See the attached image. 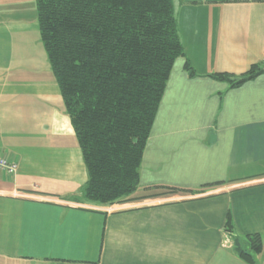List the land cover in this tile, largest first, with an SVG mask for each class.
Returning a JSON list of instances; mask_svg holds the SVG:
<instances>
[{"label": "crops", "instance_id": "obj_1", "mask_svg": "<svg viewBox=\"0 0 264 264\" xmlns=\"http://www.w3.org/2000/svg\"><path fill=\"white\" fill-rule=\"evenodd\" d=\"M173 7L184 54L142 156V198L99 206L80 199L87 173L34 0H0V156L18 166L0 172V264H264V73L235 87L212 77L264 66V0ZM164 189L176 192L143 198Z\"/></svg>", "mask_w": 264, "mask_h": 264}, {"label": "trees", "instance_id": "obj_2", "mask_svg": "<svg viewBox=\"0 0 264 264\" xmlns=\"http://www.w3.org/2000/svg\"><path fill=\"white\" fill-rule=\"evenodd\" d=\"M173 2L34 0L40 41L87 173L83 202L111 206L142 198H132L142 156L174 62L184 54ZM262 73L256 64L236 77H212L235 87ZM164 190L143 198L176 192ZM246 242L252 253L261 251L260 235ZM234 250L251 260L237 239Z\"/></svg>", "mask_w": 264, "mask_h": 264}, {"label": "built area", "instance_id": "obj_3", "mask_svg": "<svg viewBox=\"0 0 264 264\" xmlns=\"http://www.w3.org/2000/svg\"><path fill=\"white\" fill-rule=\"evenodd\" d=\"M262 59L264 60V51L262 53ZM18 171V166L15 163H10L4 158L0 156V172H4L9 175H15Z\"/></svg>", "mask_w": 264, "mask_h": 264}, {"label": "rangeland", "instance_id": "obj_4", "mask_svg": "<svg viewBox=\"0 0 264 264\" xmlns=\"http://www.w3.org/2000/svg\"><path fill=\"white\" fill-rule=\"evenodd\" d=\"M7 1V4H10V0H6ZM112 206H114V205H112Z\"/></svg>", "mask_w": 264, "mask_h": 264}]
</instances>
